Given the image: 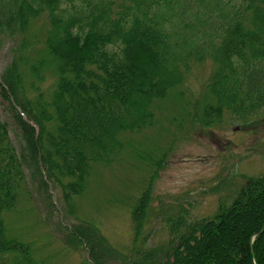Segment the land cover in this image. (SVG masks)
<instances>
[{"label": "trees", "instance_id": "1", "mask_svg": "<svg viewBox=\"0 0 264 264\" xmlns=\"http://www.w3.org/2000/svg\"><path fill=\"white\" fill-rule=\"evenodd\" d=\"M43 14L47 59L27 69L40 80L42 68L55 72L49 100L41 92L33 100L23 89V55L0 81L1 94L13 98L23 138L19 154L0 119V264L11 255L13 264H34L30 244L9 238L3 217L18 202L26 163L42 178L45 171L72 210L93 164L117 158L123 132L154 125L155 102L184 83L192 59L210 58L216 67L207 84L215 104L205 108L206 124L225 110L247 118L264 107V0H0V32L22 36V50ZM153 180L131 212L135 245ZM169 224L173 243L166 257L136 264H264V171L247 178L229 205L220 202L214 216L188 220L182 214ZM71 230L68 238L86 244L99 264L93 255L98 237L95 244L91 229Z\"/></svg>", "mask_w": 264, "mask_h": 264}, {"label": "rangeland", "instance_id": "2", "mask_svg": "<svg viewBox=\"0 0 264 264\" xmlns=\"http://www.w3.org/2000/svg\"><path fill=\"white\" fill-rule=\"evenodd\" d=\"M48 25L45 14L34 20L22 50V36L0 32V81L11 61L23 55L21 84L33 100L39 92L43 100H49L57 81L48 67L39 71L41 80L27 69L36 60L47 59L44 38ZM215 68L210 58L192 59L184 83L155 102L154 125L123 132L124 146L117 158L110 164H93L85 191L71 201L72 210L45 171L46 182L37 168L26 163L18 202L3 213L7 236L30 244L34 264H95L86 244L77 245L75 237L68 238L76 227L91 229L93 243L95 237L101 241L95 243L93 252L99 264L165 258L173 243L171 218L214 216L220 202L229 205L247 178L264 171V107L247 118L225 110L211 124L205 123L206 106L215 104L207 89ZM12 102L13 98L9 101L1 94L0 84V119L8 125L20 154L23 138ZM152 175V199L143 235L135 245L131 212ZM14 261L13 255L7 257V264Z\"/></svg>", "mask_w": 264, "mask_h": 264}]
</instances>
